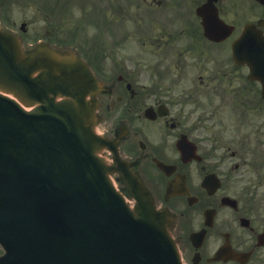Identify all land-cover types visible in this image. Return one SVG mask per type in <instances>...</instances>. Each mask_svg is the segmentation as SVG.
Wrapping results in <instances>:
<instances>
[{
    "label": "water",
    "instance_id": "water-1",
    "mask_svg": "<svg viewBox=\"0 0 264 264\" xmlns=\"http://www.w3.org/2000/svg\"><path fill=\"white\" fill-rule=\"evenodd\" d=\"M217 31L211 18L206 32ZM248 31L240 41L254 43L251 60L262 72L264 49ZM95 87L75 55L44 44L23 52L0 29V264H181L146 191L138 186L130 209L108 179L85 97Z\"/></svg>",
    "mask_w": 264,
    "mask_h": 264
},
{
    "label": "flooded vegetation",
    "instance_id": "flooded-vegetation-1",
    "mask_svg": "<svg viewBox=\"0 0 264 264\" xmlns=\"http://www.w3.org/2000/svg\"><path fill=\"white\" fill-rule=\"evenodd\" d=\"M254 2L252 15L264 21V6ZM227 59L212 69L203 64L199 97L177 91L173 82L165 83L161 76L134 80L123 63L103 70L108 81L103 99L110 97L118 113L131 120L123 135L116 130L110 137H120L119 154L146 181L156 206L173 212L171 230L184 264H264V218L253 207L250 194L254 189L244 183L250 175L245 153L230 149L226 156L221 133L215 132V142L206 136L205 108L197 101L204 96L206 102L211 94L219 93L217 105L208 111L211 117L225 106L247 120L256 104L263 107L253 101L251 83L245 78L247 66ZM221 82L229 87H221ZM190 90L193 93L196 88ZM146 109L152 116L145 114ZM103 153L112 160L111 151ZM157 160L166 164L165 170ZM207 174H212L213 181L219 179V186L212 182L211 187H203ZM238 180L240 186L235 183ZM169 182L175 186L174 193L168 191ZM219 250L221 256L214 258Z\"/></svg>",
    "mask_w": 264,
    "mask_h": 264
},
{
    "label": "rangeland",
    "instance_id": "rangeland-1",
    "mask_svg": "<svg viewBox=\"0 0 264 264\" xmlns=\"http://www.w3.org/2000/svg\"><path fill=\"white\" fill-rule=\"evenodd\" d=\"M58 1V3L53 4L56 0H0V25L21 35L25 48L38 40H43L39 37L44 34L51 40L58 38L59 41L75 42L77 53L89 61L94 59L97 62V60L108 58L107 56L114 58L115 52L113 54L110 51V36H107V33L99 25L100 21H103L101 15L105 10L106 12L103 15L107 19H111V22L113 20L118 21L115 20L118 6L114 3L110 4L114 0H88V2L98 1L102 13L100 6L96 3H93L91 8L88 9L90 5L87 4V0ZM51 4L57 10L52 8ZM133 8L137 10L136 5H130L127 0H120V12L124 10L123 12L130 14L135 11ZM233 9L234 7L231 8L232 11ZM240 11L243 13L242 6L236 10V12ZM156 15L162 16L161 13ZM232 16L233 14H230V19H233ZM244 17H246V14ZM22 21L25 22V32H21L19 29ZM108 27H110L109 24ZM101 32L102 36L99 37ZM146 56L150 57V54L147 53ZM107 60L110 62V58ZM222 118V121L217 119L216 122L229 124L227 134H236L238 129L235 130L233 122L229 121L230 119L224 122V116ZM254 122H256L255 118ZM250 170L252 171V169ZM253 174L250 173L251 176ZM251 181L256 188L258 202L262 205L263 210L260 212L264 213V178L262 180L252 178ZM256 182L258 184H255Z\"/></svg>",
    "mask_w": 264,
    "mask_h": 264
}]
</instances>
